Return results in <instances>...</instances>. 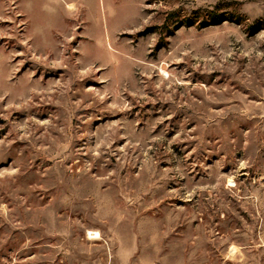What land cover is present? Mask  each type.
<instances>
[{
  "label": "rangeland",
  "instance_id": "rangeland-1",
  "mask_svg": "<svg viewBox=\"0 0 264 264\" xmlns=\"http://www.w3.org/2000/svg\"><path fill=\"white\" fill-rule=\"evenodd\" d=\"M95 13L0 24V264H264V0Z\"/></svg>",
  "mask_w": 264,
  "mask_h": 264
},
{
  "label": "crops",
  "instance_id": "crops-1",
  "mask_svg": "<svg viewBox=\"0 0 264 264\" xmlns=\"http://www.w3.org/2000/svg\"><path fill=\"white\" fill-rule=\"evenodd\" d=\"M125 2L126 0H0V24L6 19V23L9 21L10 24L16 25L57 26L62 23L64 17L76 19L78 10L90 6L96 10L95 21L103 34L101 41L106 55L114 58L120 54L115 41L118 40V34L124 31L121 26L118 29L115 16ZM109 17H112L111 24L108 23Z\"/></svg>",
  "mask_w": 264,
  "mask_h": 264
},
{
  "label": "bare ground",
  "instance_id": "bare-ground-1",
  "mask_svg": "<svg viewBox=\"0 0 264 264\" xmlns=\"http://www.w3.org/2000/svg\"><path fill=\"white\" fill-rule=\"evenodd\" d=\"M94 234L97 235V233H91V235H94Z\"/></svg>",
  "mask_w": 264,
  "mask_h": 264
}]
</instances>
